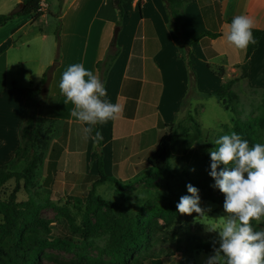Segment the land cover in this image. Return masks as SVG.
<instances>
[{
	"label": "crops",
	"instance_id": "0c3cea01",
	"mask_svg": "<svg viewBox=\"0 0 264 264\" xmlns=\"http://www.w3.org/2000/svg\"><path fill=\"white\" fill-rule=\"evenodd\" d=\"M23 1L0 0V15L17 11ZM123 2L120 17L111 0H62L56 3V15L50 11L52 3L41 0L43 14L38 19L15 17L0 27V167L18 173L24 169L15 156L27 100L41 87L44 72L57 56L41 112V168L57 174L61 164L75 169L93 164L96 144L90 121L96 110L104 171L120 178L125 170L147 165L166 133L159 122L177 127L190 116V106L180 105L192 84L191 72L197 82L196 63L207 73L223 68L224 82L240 76L247 33L226 21L241 19L245 29L264 32V0H221L220 19L212 0H183L178 32L165 0ZM203 31L219 36L188 43ZM113 46L117 56L107 67L97 68ZM246 63L247 78L254 67L264 71V38ZM214 92L208 96L220 105ZM165 96L170 112L166 118L161 111Z\"/></svg>",
	"mask_w": 264,
	"mask_h": 264
},
{
	"label": "rangeland",
	"instance_id": "374dc122",
	"mask_svg": "<svg viewBox=\"0 0 264 264\" xmlns=\"http://www.w3.org/2000/svg\"><path fill=\"white\" fill-rule=\"evenodd\" d=\"M45 1L52 3L51 13L58 14L56 3L61 5L60 0ZM204 68L196 63L197 82L185 89L181 101V108L190 106V116L179 127L172 126L175 137L170 170L159 173L142 163L136 171H123L120 178L110 176L122 191L112 182L95 186V196L116 205L142 228L139 249L133 256L136 264H150L151 260H159L161 264H178L183 260L187 264L223 262L216 246L249 229L251 222L261 232L264 249V129L259 131L257 155L261 175L256 182L252 174L253 153L235 138H228V131L237 122L259 129L264 106V71L254 67L249 78L233 85L237 98L233 113L223 110L215 98L208 96L223 85L226 77L221 80L213 70L207 73ZM100 89L103 96V82ZM199 93L201 97L196 98ZM168 105L165 96L161 107L165 118L170 114ZM223 126L228 130H223ZM193 151H199L200 155L196 158ZM96 152L101 154L100 149L94 148L93 164L87 163L84 169L61 164L55 174L47 166L40 167L28 192L23 189V182L19 183L14 200L11 194L15 181L0 186V264H53L54 259L70 260L77 256L111 261L105 250L110 241L112 214L105 208L91 214L92 231L87 242L74 236L72 244L63 243L67 234L64 222L80 225L86 198L98 179L96 167L92 169V165L96 166ZM106 170L110 172L108 166ZM95 171L97 176L91 177ZM197 183H203V188L200 186L197 194L187 198L185 184L197 186ZM208 194L213 199L222 195L226 203L207 201L204 197ZM178 198L186 210L181 211ZM29 201L36 206L37 215L24 206ZM228 207L236 208L238 218ZM198 240L209 252L193 249L198 245L193 241ZM33 247L34 253L30 250ZM15 248L27 260L17 259Z\"/></svg>",
	"mask_w": 264,
	"mask_h": 264
},
{
	"label": "trees",
	"instance_id": "16d2710c",
	"mask_svg": "<svg viewBox=\"0 0 264 264\" xmlns=\"http://www.w3.org/2000/svg\"><path fill=\"white\" fill-rule=\"evenodd\" d=\"M220 1L212 0L216 15L220 19ZM41 0H24L21 4L20 9L9 14L0 15V27L4 26L8 21L15 17L23 16H33L34 19H38L43 13L40 6ZM60 3L62 0L59 1ZM166 8L169 11V16L172 19L173 29L178 32V25L182 17V12L180 6L183 0H165ZM113 8L118 12L120 17L124 16L123 11V0H111ZM226 24L232 26L237 30H245L247 33V49L245 62L243 65L239 66L241 74L239 77L228 80L223 83V85L215 91L212 95L217 98L220 105L231 112H235V101L237 100L232 87L238 81L245 80L247 78V63L246 61L250 58L253 52L257 49L259 41L264 38V32L256 29H245L243 21L241 19H228ZM219 33H210L208 31H203L201 34L190 39L189 44L197 43L203 37L216 38ZM117 56V50L112 47V49L107 53L103 62L97 64V68L101 66L107 67L113 59ZM58 56L55 58L54 63L49 66L44 72L41 79V87L35 88L33 90V95L27 100V112L25 114L21 129H20V146L15 156V163L24 162L25 166L21 172H10L6 167H0V186L4 185L8 181H15V189L11 194V198L14 200L16 194L19 190V183L23 182V189L29 191L31 187V180L37 174L39 168L41 167L43 160V149L45 147L41 138V131L43 129L44 121L41 118V112L45 104L46 97V87L51 76L52 71L58 65ZM190 68L191 63H187ZM211 67H209L210 69ZM219 78H224L225 71L223 68H211ZM192 85L194 84V74L191 72ZM262 116L260 123L258 125L259 129L254 130L251 127L248 128L244 123L237 122L233 125L232 129L228 131V138H235L244 147L248 148L253 153V181L256 182L261 175V165L258 159L257 150L260 141V132L264 129V106L261 107ZM183 123V121L181 122ZM179 123L177 127L181 124ZM159 127L161 129H168L166 133L161 137L157 145V149L153 155L147 159V166L159 173H165L170 170V157L172 154L171 145L174 141L175 134L173 133V127L164 125L159 122ZM176 127V128H177ZM90 130L93 137V142L96 144V148L100 149V129L98 123V117L96 110L90 121ZM223 130H228L227 126H223ZM201 136V132L198 131ZM192 152V151H191ZM196 158L200 155L199 151H193ZM96 170L98 174V179L92 185L91 190L86 198V209L85 213L81 219L80 225L71 226L67 222H64V229L67 234L64 235L63 243L65 246L72 244L74 236L81 238L83 242H87L92 226L90 222V216L93 212L98 209L105 208L112 214V224L110 227V241L108 242L105 250V254L111 258V261L105 262L101 258L93 259L86 258L84 256H77L74 259L63 260L54 259L53 264H136L133 260V256L139 249V236L142 235V228L133 221L128 219V217L119 211L118 207L110 202L103 201L100 197L94 195L95 186L102 184L104 182H112L115 184L116 188L122 191L121 186L118 184L114 178L107 176L103 170L102 154L96 152ZM184 158L186 155H183ZM213 183H216L215 178H212ZM203 188V183H197V186L185 184V195L187 198L193 197L197 194V189L199 187ZM201 190V189H200ZM207 201H214L218 204H225V198L219 195L217 198L213 199L210 194L204 197ZM182 199L178 198V205L181 211L186 210V207L182 205ZM33 214L37 215V208L32 202H26L24 204ZM229 210L236 215V208L228 207ZM244 222V221H243ZM245 221L244 223H248ZM250 228L241 231L238 235L232 237L231 239L222 240L216 249L219 248L223 255L224 261L217 262L215 264H264V249H262L263 239L261 232L258 231L256 225L252 222L250 223ZM197 240V239H194ZM20 242V241H18ZM198 244L194 247V250H201L205 253L209 252V248L204 243L200 241H193V244ZM217 245V244H216ZM35 246V245H34ZM31 252L34 253L35 247L30 248ZM14 256L19 260H27L24 255L17 254V248L13 251ZM150 264H161L159 260H151ZM178 264H187V261H180Z\"/></svg>",
	"mask_w": 264,
	"mask_h": 264
},
{
	"label": "water",
	"instance_id": "95a60500",
	"mask_svg": "<svg viewBox=\"0 0 264 264\" xmlns=\"http://www.w3.org/2000/svg\"><path fill=\"white\" fill-rule=\"evenodd\" d=\"M117 32H118V29H115L114 34H113V41H115L117 38Z\"/></svg>",
	"mask_w": 264,
	"mask_h": 264
},
{
	"label": "built area",
	"instance_id": "2783aa9c",
	"mask_svg": "<svg viewBox=\"0 0 264 264\" xmlns=\"http://www.w3.org/2000/svg\"><path fill=\"white\" fill-rule=\"evenodd\" d=\"M40 6H41V11H42V3L40 2Z\"/></svg>",
	"mask_w": 264,
	"mask_h": 264
}]
</instances>
